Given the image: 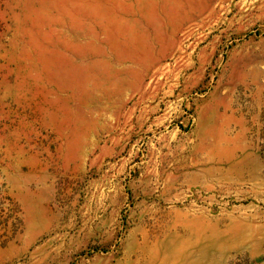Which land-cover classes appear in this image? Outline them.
<instances>
[{
    "label": "rangeland",
    "instance_id": "obj_1",
    "mask_svg": "<svg viewBox=\"0 0 264 264\" xmlns=\"http://www.w3.org/2000/svg\"><path fill=\"white\" fill-rule=\"evenodd\" d=\"M0 264H264V0H0Z\"/></svg>",
    "mask_w": 264,
    "mask_h": 264
}]
</instances>
